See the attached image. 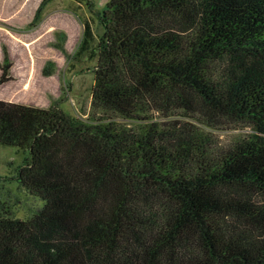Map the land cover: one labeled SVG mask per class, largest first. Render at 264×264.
<instances>
[{
    "label": "trees",
    "instance_id": "obj_1",
    "mask_svg": "<svg viewBox=\"0 0 264 264\" xmlns=\"http://www.w3.org/2000/svg\"><path fill=\"white\" fill-rule=\"evenodd\" d=\"M90 13L89 120L0 100V146L25 154L0 180L43 202L0 206V264H264V0ZM9 70L4 49L0 86ZM226 125L249 133L224 145Z\"/></svg>",
    "mask_w": 264,
    "mask_h": 264
},
{
    "label": "rangeland",
    "instance_id": "obj_2",
    "mask_svg": "<svg viewBox=\"0 0 264 264\" xmlns=\"http://www.w3.org/2000/svg\"><path fill=\"white\" fill-rule=\"evenodd\" d=\"M42 1L0 0V67L4 49L10 65V80L0 86V100L42 109L56 106L74 118L89 120L94 64L75 53L83 18H91L90 12L101 11L109 0H51L34 23ZM213 133L226 145L249 131L226 125ZM24 157L15 148L0 146V176L15 177ZM0 206L12 218L26 220L43 202L4 179Z\"/></svg>",
    "mask_w": 264,
    "mask_h": 264
}]
</instances>
